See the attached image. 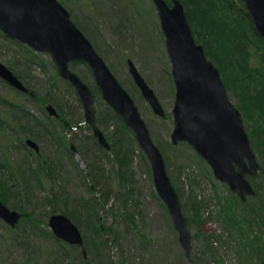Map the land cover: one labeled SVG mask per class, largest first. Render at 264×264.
Returning a JSON list of instances; mask_svg holds the SVG:
<instances>
[{"label": "rangeland", "instance_id": "374dc122", "mask_svg": "<svg viewBox=\"0 0 264 264\" xmlns=\"http://www.w3.org/2000/svg\"><path fill=\"white\" fill-rule=\"evenodd\" d=\"M58 1L145 120L182 204L192 235L191 257H186L169 211L157 193L150 161L133 131L124 128V122L118 121V115L103 100L90 67L83 62L70 64L94 95L97 124L108 141V150L93 136L75 88L59 75L50 54L37 53L0 30V62L29 89L23 94L0 79V176L8 181L6 200L1 201L22 216L16 226L0 218V264H262L255 252L248 259L253 255L241 250L237 233L221 214L228 200H240L238 195L216 179L191 145L172 143L176 90L154 1ZM128 60L156 93L164 118L156 115L141 95ZM222 78L261 166L258 177L249 179L263 196L264 125L244 85L234 82L230 74ZM48 104L60 120L49 115ZM28 139L39 146V152L26 145ZM71 146L76 154L71 153ZM117 149L122 162L117 159ZM257 199L249 197L246 205L257 206ZM247 206L235 208L242 211ZM56 214L78 226L83 247L53 234L48 221Z\"/></svg>", "mask_w": 264, "mask_h": 264}, {"label": "water", "instance_id": "95a60500", "mask_svg": "<svg viewBox=\"0 0 264 264\" xmlns=\"http://www.w3.org/2000/svg\"><path fill=\"white\" fill-rule=\"evenodd\" d=\"M153 1L165 36L176 90L172 143L186 142L191 145L210 165L216 179L227 184L245 202L257 195L249 177L257 178L261 166L242 115L228 96L221 70L208 59L204 46L197 42L181 0H170V3L167 0ZM241 1L250 13L258 34L264 39V0ZM0 30L37 53L50 54L59 75L75 88L84 108L85 122L91 126L93 136L108 150V141L97 124L94 95L70 69V64L83 62L90 67L103 100L133 131L150 161L157 193L166 205L179 242L190 259L192 235L178 193L168 176L164 157L155 145L135 101L73 22L70 12L58 0H0ZM128 64L141 95L153 112L164 118L166 113L156 93L134 63L128 60ZM0 79L23 93L29 92L14 72L1 62ZM48 111L51 116L58 117L53 106L49 105ZM26 143L39 151L34 141ZM72 148L76 153L75 147ZM0 218L10 226H16L21 215L0 200ZM48 225L57 238L70 245L84 246L80 229L65 215H52Z\"/></svg>", "mask_w": 264, "mask_h": 264}, {"label": "trees", "instance_id": "16d2710c", "mask_svg": "<svg viewBox=\"0 0 264 264\" xmlns=\"http://www.w3.org/2000/svg\"><path fill=\"white\" fill-rule=\"evenodd\" d=\"M167 1L170 3V0ZM181 2L185 6L195 38L204 46L208 59L221 70L223 76L230 74L234 82L244 85V89L249 91L251 106L260 123L264 125V39L258 34L245 4L241 0ZM226 87L228 89V86ZM116 118L123 123L119 116ZM98 121L102 125L100 118ZM123 126L126 129L124 123ZM116 155L118 161L122 162L120 149L116 150ZM48 171L51 176L49 169ZM31 172L36 173L35 170ZM124 177L123 175L122 178ZM7 183L8 181L0 176V200H6ZM258 189L259 187L256 195L259 199L257 206H247L246 202L235 197L227 201L221 214L226 216L237 233L235 236L239 240L241 250L250 251L251 255L255 252L256 256H261V263L264 264V195L261 196L263 191ZM104 195L109 198L108 192ZM54 199L49 200L50 203H53ZM123 201L124 204L127 203ZM236 206L247 207L240 211ZM72 214L75 215V212ZM66 215L77 222L71 214ZM251 257L254 255L248 259Z\"/></svg>", "mask_w": 264, "mask_h": 264}, {"label": "flooded vegetation", "instance_id": "af4514ba", "mask_svg": "<svg viewBox=\"0 0 264 264\" xmlns=\"http://www.w3.org/2000/svg\"><path fill=\"white\" fill-rule=\"evenodd\" d=\"M2 80V79H1ZM4 81V80H3ZM11 87V86H10ZM13 88V87H12ZM15 89V88H14ZM17 90V89H16ZM17 91H19V90H17ZM19 92H21V91H19ZM21 93H23V92H21ZM29 93V92H28ZM28 93H23V94H28ZM50 104H48L47 106H46V110L48 111V106H49ZM52 106V105H51ZM54 108V107H53ZM55 109V108H54ZM55 111H56V109H55ZM57 112V111H56ZM48 113H49V115L51 116V114H50V112L48 111ZM57 114H58V112H57ZM52 117H55V118H59V120H60V115L58 114V117H56V116H52ZM28 140H32V139H28ZM28 140H26V142L28 141ZM33 141V140H32ZM26 145H27V143H26ZM28 146V145H27ZM29 148H31L30 146H28ZM39 147V146H38ZM73 146H71L70 147V151H71V153L72 154H76V153H74V151H73V148H72ZM32 149V148H31ZM39 151H40V148H39ZM38 151V152H39ZM37 152V151H36ZM76 152H77V150H76ZM21 218H22V216H21ZM21 218H20V220H21ZM19 220V221H20ZM83 255L85 256V254H84V252H83Z\"/></svg>", "mask_w": 264, "mask_h": 264}]
</instances>
